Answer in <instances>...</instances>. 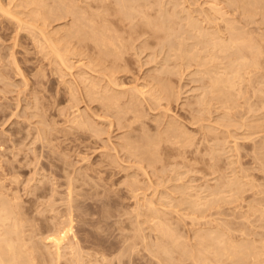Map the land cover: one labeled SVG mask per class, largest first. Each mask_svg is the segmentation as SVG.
<instances>
[{
	"label": "rangeland",
	"instance_id": "1",
	"mask_svg": "<svg viewBox=\"0 0 264 264\" xmlns=\"http://www.w3.org/2000/svg\"><path fill=\"white\" fill-rule=\"evenodd\" d=\"M0 1L6 10L19 2ZM124 1L44 0L36 9L45 25L35 12L38 21L15 16L28 24L34 17L30 29L0 12V201L19 215L24 249L35 252L25 256L36 264H157L156 222L180 221V230L170 226L182 237L207 224L193 230L184 219L197 195L206 198V220L195 214L201 207L191 208L200 222L214 218L226 225L211 229L231 226L264 244V0ZM51 38L62 62L48 49ZM212 38L228 51L215 50ZM243 40L259 52L249 57L242 48L248 59L238 62ZM219 72L237 74L228 92L210 88L213 78L224 81ZM225 184L243 186L245 199L230 201ZM223 186L215 195L226 196L209 197ZM66 220L72 232L57 257L50 241Z\"/></svg>",
	"mask_w": 264,
	"mask_h": 264
},
{
	"label": "bare ground",
	"instance_id": "2",
	"mask_svg": "<svg viewBox=\"0 0 264 264\" xmlns=\"http://www.w3.org/2000/svg\"><path fill=\"white\" fill-rule=\"evenodd\" d=\"M9 1V0H8ZM12 1H14V0H12ZM44 0H19V2L17 1V4L16 3H14V4H16L15 6H14V8L12 7V9L11 8H7V10L6 9H4V6L5 5H3V7L1 6V1H0V12H1V14H3V15H5V17L6 16H9V17H11L10 18V20H14V22H15V25H17L18 24V26H19V28H21V27H25V29H27L30 25L31 26H33L32 24H33V21H34V17H36V15H35V13L37 14V17H39L40 18V16H41V18L43 19H39L41 22H42V24H41V26L42 25H45V14L43 15V13H42V11H40V10H43V7H44V5H43V2ZM57 1V0H56ZM124 1V0H123ZM123 1L121 0V2H119L118 4L120 5L121 3H123ZM53 2H55V1H53ZM58 2H59V4H61L60 2H61V0H58ZM232 2H235V1H232ZM11 3V2H10ZM56 3V2H55ZM127 4V2H125L124 1V3L123 4ZM39 4V6H41V9L38 11L36 8H37V6L36 5H38ZM56 4H58V3H56ZM55 4V5H56ZM123 4H121V5H123ZM136 4V3H135ZM231 4H233V3H231ZM7 5H10L9 4V2H8V4ZM11 5H12V3H11ZM10 5V6H11ZM131 5V4H130ZM233 5H235V4H233ZM33 8H32V7ZM36 6V7H35ZM39 6H38V8H39ZM125 6V5H124ZM25 7H27V8H25ZM28 7H29V10H30V8H32V10L29 12V10H28V12H26L25 10V12L22 10H20V8H23V9H28ZM56 8H60V7H57V6H55ZM119 7V6H118ZM130 7V6H129ZM121 8V7H120ZM124 8H127V6H125ZM131 8V7H130ZM10 9H11V11H10ZM14 9V10H13ZM15 9H16V11H15ZM53 9H54V7H53ZM52 9V11L54 12L55 10H53ZM57 9V10H58ZM135 9V8H134ZM213 9V8H212ZM17 10H19V11H17ZM122 10H124V9H122ZM132 10V9H131ZM50 11V12H49ZM121 11V10H120ZM134 11V10H133ZM137 11V10H136ZM33 12H35V13H33ZM48 12L49 13H51V10H48L47 11V14H48ZM51 13L50 15H54V13L55 12H57V11H55L54 13ZM117 12H119V11H117ZM121 12H123V11H121ZM124 12H126L127 13V11H126V9L124 10ZM123 12V13H124ZM131 12V11H130ZM31 13H33L32 15H35L34 17H33V19L32 20H28V22L29 23H31L32 22V24H28V23H26L27 21H24L23 19V21L21 20V19H18L19 17H20V15L21 16H23V15H25L24 17H29V18H31ZM120 13V12H119ZM122 13V14H123ZM128 13H129V10H128ZM127 13V14H128ZM132 13V12H131ZM17 14H20L19 15V17H18V15ZM125 14V13H124ZM123 14V15H124ZM133 14H135V12L133 13ZM2 15V16H3ZM43 15V16H42ZM49 15V14H48ZM47 15V16H48ZM135 15H137V14H135ZM18 17V18H16V17ZM46 16V20H48V17ZM15 17V18H14ZM37 17H36V20H37ZM127 17H130V15H128V16H126V17H124V18H127ZM21 18V17H20ZM120 18V17H119ZM162 19V18H161ZM12 20V21H13ZM79 20H80V18H79ZM91 20V19H90ZM122 20V19H121ZM131 20V19H130ZM149 20V19H148ZM163 21H164V19H162ZM38 21V20H37ZM77 21V20H76ZM89 21V20H88ZM124 21V20H123ZM144 21V20H143ZM43 22H44V24H43ZM78 22V21H77ZM82 22V21H81ZM131 22V21H130ZM151 22L152 21H150V24H151ZM80 23V22H79ZM83 23V22H82ZM85 23V22H84ZM88 23V22H87ZM146 23H147V21H146ZM91 24H93L92 23V21H91ZM29 25V26H28ZM76 25V24H75ZM75 25H72V29H73V27H75ZM78 25H80V24H78ZM101 26H102V24H100ZM99 25V26H100ZM100 26V27H101ZM192 26V25H191ZM76 27H78V26H76ZM85 27V26H84ZM193 27V26H192ZM195 27H197V26H195ZM194 27V28H195ZM38 28V27H37ZM70 28V29H71ZM164 28V27H163ZM194 28H192L193 30H194ZM231 28V27H230ZM28 29H30V28H28ZM72 29L70 30V31H72ZM76 29V28H75ZM78 29V28H77ZM81 29H82V27H81ZM164 29H166V28H164ZM195 30H197V29H195ZM232 31H233V29H231ZM69 31V32H70ZM74 31V30H73ZM77 31V30H76ZM78 31H79V29H78ZM77 31V33H79ZM229 31V30H228ZM68 32V33H69ZM209 33V35L210 34H212V33H210V32H208V31H205L204 33L207 35V33ZM231 32V31H230ZM71 33V32H70ZM75 33V32H74ZM93 33H94V31H93ZM234 34H235V32H233ZM241 34V33H240ZM79 35H80V33H79ZM229 35H230V33H229ZM228 35V36H229ZM235 35H237V34H235ZM239 35V34H238ZM41 36H42V34H41ZM198 36H199V34H198ZM211 36V35H210ZM218 36V35H217ZM217 36H215V34L213 35V37H217ZM199 37H201V36H199ZM207 38H209L208 36H206ZM212 37V36H211ZM229 37H231V36H229ZM238 37H241V36H238ZM97 38V37H96ZM99 38H101L100 36H99ZM103 38V37H102ZM220 38H221V36H220ZM228 38V37H227ZM232 38H233V36H232ZM60 39V38H59ZM94 39V38H93ZM212 39H214V38H212ZM215 39H217V38H215ZM214 39V41H216V46H217V48H215L216 46H214V49L216 50V49H218L219 48V46H222L221 48H219L218 50H220V49H222V50H220V51H224V50H226L225 52H227L228 50L227 49H225V46H224V42L223 41H221V39H219V41H217V40H215ZM222 39H224V37L222 38ZM236 39H238L237 37H235L234 38V40H232V41H234L235 42V44H236V42H238V40H236ZM46 40V39H45ZM96 39H94V41H95ZM98 40V39H97ZM96 40V41H97ZM100 40V39H99ZM102 40V39H101ZM100 40V43L101 42H103V41H101ZM104 40V39H103ZM209 40H211V39H209ZM224 40H226V39H224ZM229 40V41H228ZM47 41V40H46ZM51 41L53 42V40H52V38H51ZM55 42H56V40H54ZM61 41V40H60ZM106 41H109V40H106ZM204 41V40H203ZM205 41H206V39H205ZM214 41L212 40V41H210V42H212L213 43V45H214ZM227 41L234 47V45L232 44V41H230V38L229 39H227ZM45 42V41H44ZM50 42V41H49ZM52 42H50L51 44H53V45H50L51 46V48H50V46H49V50H51L52 51V53L54 52V55H57V56H59L58 54H59V51H58V49H56V51H53V49H52V47L54 46V42L52 43ZM58 42H59V40H58ZM98 42V41H97ZM210 42H204L206 45L205 46H208V47H205V48H209V46H210V44H212V43H210ZM233 42V43H234ZM243 42H244V44H243ZM94 43H96V42H94ZM203 43V44H204ZM208 43V44H207ZM218 43H222V45L220 44V45H218ZM247 43H249V45L247 44ZM56 44V43H55ZM102 44V43H101ZM107 44V43H106ZM110 44H112L111 42H110ZM239 44H243V46L245 45L246 47H241V50H242V48L243 49H246L247 47H249V49H251L252 47H253V45H252V47H250L251 46V42L249 41V42H247L246 40H243L241 43H239ZM212 45V46H213ZM112 46H113V44H112ZM238 46H242V45H238ZM236 47V48H239V47ZM255 46V45H254ZM212 48V47H211ZM256 48V47H255ZM54 49H55V47H54ZM106 49V48H105ZM207 50V49H206ZM213 50V49H212ZM212 50H210L211 52H212ZM234 50H235V48H234ZM252 50H254V51H258L257 49H252ZM252 50H248V48H247V51H248V56L250 57V56H252V54H250V53H252L251 51ZM106 51H107V49H106ZM209 51V52H210ZM244 51H246V50H244ZM57 52V54H55ZM208 52V53H209ZM211 52H210V54H206V55H212L211 54ZM236 52H237V54H238V52H239V55H237V56H239V58L241 57V56H243V54H241V53H244L243 52V50L242 51H240V50H236ZM259 52V51H258ZM258 52H256V53H254V54H258ZM241 54V55H240ZM247 54L245 53V56H246ZM61 56V55H60ZM57 57L60 61H61V57ZM247 56V57H248ZM196 57H197V55H196ZM210 57V56H209ZM213 56H211L210 58H212ZM234 57V56H233ZM244 57V56H243ZM61 58V59H60ZM200 58H202V57H200ZM205 58H207V57H205ZM239 58H236L237 60H239ZM57 59V60H58ZM198 59V58H197ZM208 59V58H207ZM241 60H239L238 62H242V61H246L245 59H248V58H245L244 57V59L243 58H240ZM63 60V59H62ZM199 61L201 60V59H198ZM237 60H236V62H237ZM232 61L233 60H231V63H232ZM252 61V60H251ZM62 62V61H61ZM253 62H255L254 60L252 61V63ZM206 63H207V61H206ZM205 63V64H206ZM256 63V62H255ZM235 63H232V66L234 65ZM251 64V63H250ZM249 64V65H250ZM211 65H214V64H211ZM231 65V64H230ZM238 65H239V63H238ZM252 66H253V64H251ZM240 66V65H239ZM247 66H248V64H247ZM203 67H208V66H206V65H204ZM233 68V67H232ZM236 68H239V67H236ZM210 69H212V68H210ZM231 69V68H230ZM211 71H213V69L211 70ZM218 71V70H217ZM217 71H215V72H217ZM237 71H238V69H237ZM235 69H234V72H237ZM165 73V72H164ZM209 73V72H208ZM226 73V72H225ZM218 74H220V72L218 73ZM222 74V73H221ZM220 74V75H221ZM235 74V73H234ZM208 75H210V74H208ZM224 75L225 74H222L221 75V77H223V79L224 78H228L227 76L226 77H224ZM226 75H228L227 73H226ZM236 75L237 74H235V75H233V76H235L236 77ZM235 77H233V78H231V79H233L234 80V78ZM210 78H213V77H210ZM217 78V79H216ZM216 78H213L215 81V83H216V85H214L213 84V82H211L212 84L211 85H213L214 87H210V88H214L215 89V86H227L226 88L225 87H222V89L223 90H225V91H227L228 89H231V88H233L232 86H234L233 85V80H231V79H224V81L223 80H220L219 79V77H216ZM230 78V77H229ZM212 79V80H213ZM219 80V81H218ZM230 80H231V82H230ZM220 81H222L221 82V84H219L220 83ZM232 84V85H231ZM216 87V88H217ZM229 87V88H228ZM225 88V89H224ZM167 89V88H166ZM165 89V90H166ZM214 89H213V91H214ZM212 91V90H211ZM228 92V91H227ZM138 93H140V92H138ZM142 93V92H141ZM131 94H134V92L133 93H131ZM153 94V93H152ZM155 94V93H154ZM139 95V94H138ZM141 95H143V94H140V96ZM158 95H160V94H158ZM132 96H135V95H132ZM156 96V95H155ZM151 97V96H150ZM157 97V96H156ZM158 97H160V96H158ZM154 98L155 97H153V100H154ZM158 100V99H157ZM157 100H155V101H157ZM131 104V103H130ZM172 128H174V129H176L174 126H171V129H170V131H172L173 129ZM168 129V128H167ZM177 131H178V129H176ZM177 133V132H176ZM179 134V133H178ZM151 143V142H150ZM149 143V144H150ZM148 144V145H149ZM155 144V143H154ZM145 145H143V147H144ZM155 146V145H154ZM154 146H152V147H154ZM129 147V146H128ZM132 147V146H131ZM142 147V148H143ZM138 148H139V146H138ZM148 148V147H147ZM157 148V147H156ZM131 149V148H130ZM132 150V149H131ZM134 150L135 149H133L132 150V152H134ZM145 150V149H144ZM150 150H153V148L152 149H150ZM149 150V151H150ZM141 151H143V150H141ZM154 151V150H153ZM140 152V151H139ZM152 153V152H151ZM142 154V153H141ZM148 151H147V153H146V156L148 157V158H151V156H148ZM140 155V154H139ZM142 156V155H141ZM144 157V156H143ZM238 180V179H237ZM239 181V180H238ZM238 181H237V183H238ZM232 182H235V183H233L234 185H236L237 183H236V180L235 181H232ZM228 183H230L231 185H233L231 182H228ZM226 186H225V188L228 186L227 184H225ZM230 185V186H231ZM230 186H228V187H230ZM241 185H237L236 187H240ZM243 186H241L240 188H235V189H237V190H235V189H233V188H226V190L224 189V186L223 187H221L220 189H218V190H215L214 192H213V194H212V192L211 193H209L208 195H209V197L210 196H217V195H219V194H217V195H215L216 193H217V191L219 192V190L221 191V193H223V191L225 190V192H229L228 193V195L229 196H226L225 194H220L222 197L225 195L227 198H230V201H232V199L231 198H233V197H235V196H239V193L240 192H242L241 190H243V188H242ZM217 188V187H216ZM215 188V189H216ZM242 188V189H241ZM222 189H224V190H222ZM230 189V190H229ZM239 189H241L240 191H239ZM230 192L231 193H236V195L233 193V194H230ZM243 193V192H242ZM242 193H240V195L242 194ZM230 195H231V197H230ZM234 195V196H233ZM243 195V194H242ZM242 195L240 196V198L237 196V197H235V198H233V200H236V198L237 199H241V198H243L242 197ZM2 197V196H1ZM198 197H200V198H203V197H201L200 195L198 196H196L195 198H196V202L194 201V202H192V201H188V203H190V205L191 204H193V208H196L197 206H199V207H201V206H204V205H206V202H202V201H206V200H204V199H206V198H204L202 201H201V199L199 198V199H197ZM205 197H208V196H205ZM3 198V197H2ZM16 199V198H15ZM219 199H221V198H219ZM243 199H245V198H243ZM5 200V199H4ZM13 200H14V198H13ZM217 200V198L214 200V201H216ZM224 200V199H223ZM222 200V201H223ZM3 199H1V201H0V205H2L1 207H0V209L1 208H3L4 207V209L5 208H8L7 206L9 205V203H7L8 205H6V206H4L3 205V203L5 204V202L3 201ZM184 201L185 200H181V202H179L178 204H177V207H178V205L180 204L181 206H183V204H184ZM219 201H221V200H219ZM226 201V200H225ZM236 201H238L239 202V200H236ZM236 201H234V202H236ZM240 201H242V200H240ZM8 202V201H7ZM149 202H151V201H149ZM147 203L148 204V206H150L149 204L150 203ZM208 202V201H207ZM13 203V202H12ZM182 203V204H181ZM218 202H214V204L216 205ZM152 204V203H151ZM13 205H16L15 203H13ZM210 205V204H209ZM10 206V205H9ZM17 206V205H16ZM153 206V205H152ZM254 206V205H253ZM14 207V206H13ZM13 207H10L11 209L13 208ZM176 207V208H177ZM191 207V208H192ZM237 207H238V205H237ZM236 206H235V208H237ZM10 208L8 209V210H0V264H34L37 260H34L36 257H35V255H33V257L32 256H29L30 257V259L29 260H27V258H29L28 256H25V255H27V254H25V253H27V252H24V251H26V250H28V249H24L25 248V242H23V239H24V234H22V236H21V233H24V232H21L22 230H23V228H22V230L20 229L21 228V223H20V219L18 218L19 217V215H17L18 213L17 212H15V213H17V214H15V215H17V216H14V212H12V210H10ZM18 207H16V209H17ZM150 208V207H149ZM152 208V207H151ZM149 209V211L150 212H152V213H154L153 214V217H155L154 215H156V216H160V215H158V212H156V211H159V210H154V209ZM179 208V207H178ZM188 208V207H187ZM191 208H189L190 210H188V209H186V211L187 212H190L189 214H187V215H185V216H187V217H184V215H183V217H184V219L186 218V219H189L190 220V222L192 223V225H190L189 224V226H190V228H194V227H191V226H199V224L201 223L202 225H205V223H207L206 225H208V224H210V225H208V226H204L203 228H201V229H198L197 227H195L194 229H196L195 231H192L191 230V233L193 232V235L189 232L188 234L190 235H192V237H190V236H183L182 237V235L181 234H178V232H180V231H177V229H178V227H177V225L180 223V221H179V223L177 222V225L175 224L176 222H174V224H172V222L171 221H166V222H168V223H171L172 225H176V227H177V229H176V227L174 226V227H172V226H170L171 224H169V225H166L167 227L165 228L164 227V225L162 226V225H160L161 223L158 221V222H156V224L153 226L154 228L156 227V225L158 226V227H156L154 230L155 231H152V232H156V234L159 236V237H156L155 238V245H156V250L158 251V253H161L162 255H164L165 256V259H161V256L160 257H158V255H161V254H158V253H156L155 251V253L156 254H153L154 252L153 251H150V250H148L147 248H148V246L147 245H145V246H147V248H144L146 251L148 250L149 252H147L149 255L150 254H153V255H150V257L151 258H153V260H156V263L157 264H183V262H181V261H183L182 260V258L181 259H178L179 257L178 256H176V254L177 253H179L180 254V256H185V257H183L184 258V261H187L186 263L188 264V262H191V264H264V244L261 242V241H259V240H261V238H259L258 239V237H256L255 239H253L252 238V236H251V238H249L250 236H249V234H247V233H244L243 231H240V229L238 230V231H236V232H241V234L240 233H237V234H240V236H235V231L234 230H230L229 231V229H227V228H231V226H227V228H226V226H224V225H226L224 222H221L222 224H224V225H222V227L224 226L225 228H223V229H225L224 230V232L223 231H220V230H218V229H216L217 231H215V228H221V226H217V227H215V224L216 223H218L217 225H221V223L219 224V222L216 220V222L215 221H213L214 220V218H211V219H213L212 221L214 222V223H212V221H210V223H208V220H207V222L206 221H203V222H200L201 221V218H203V217H201L200 215L198 216L200 219H198L197 218V216H195V215H193V212H195V211H193V209H191ZM203 207H201L200 209H198V208H196V211H197V209L198 210H200V211H197V212H195V214L196 215H198V212H199V214H204L203 216H205V213L206 212H203V211H201V209H202ZM240 208V207H239ZM238 208V209H239ZM247 208H248V210H249V206H247ZM246 208V209H247ZM18 211V210H17ZM163 211V210H162ZM169 211V210H168ZM176 211H179V212H177L178 214H180L181 213V210L179 209V210H174L173 211V213H176ZM186 211L184 212H182L183 214L184 213H186ZM205 211V210H204ZM231 211V210H230ZM239 211V210H238ZM12 212V213H11ZM166 212H167V210H166ZM241 212V211H240ZM248 212V211H247ZM152 213H151V215H152ZM157 213V214H156ZM164 214H165V212H163ZM172 213V212H171ZM176 213V214H177ZM161 215H164V214H162V212L160 213ZM166 215V214H165ZM181 215V214H180ZM228 215V214H227ZM226 215V216H227ZM242 215H244V213H242ZM241 215V216H242ZM24 217H25V215H23ZM190 216H192V217H190ZM196 218H195V217ZM228 216H230V215H228ZM232 216V215H231ZM15 217L16 218H18L19 220L17 221V219H15ZM23 217V218H24ZM178 217H180V216H178ZM206 217H207V215L205 216V220H206ZM243 217V216H242ZM243 218H245V216L243 217ZM159 219V218H158ZM181 219V218H180ZM25 220V219H24ZM164 220V219H163ZM182 220V219H181ZM200 220V221H199ZM22 221V220H21ZM27 221V220H26ZM67 221V223H68V220H66ZM10 222V223H9ZM196 222V223H195ZM198 222H199V224H198ZM228 222V221H227ZM67 223H65V224H67ZM158 223H160V224H158ZM168 223H166V224H168ZM196 225H195V224ZM65 224L63 223V225L65 226ZM211 224H212V226H213V224H214V229L212 228H210V226H211ZM230 224H232V222L230 223ZM229 223H227V225H230ZM69 225H71V222L69 221V223H68V225H66L65 227L64 226H62V224H61V228L59 227H57L58 229H56V230H53V235L55 236L54 238L53 237H51V241H50V243L53 245V247L55 248V250H53V252L55 251V252H57L56 254H57V257H58V255H59V252H60V250H61V248H62V245H63V243H65V241L67 240V235H68V233L70 232H72V230H71V228H72V226H71V228H70V226ZM152 227V228H153ZM161 227H164V228H161ZM208 227V228H207ZM180 229H181V227H179ZM219 228V229H220ZM234 229H235V227H233ZM180 229H178V230H180ZM193 229V230H194ZM227 229V230H226ZM237 229H238V227H237ZM71 230V231H70ZM153 230V229H152ZM190 230V229H189ZM214 230V231H213ZM250 230V229H249ZM177 231V232H176ZM226 231V232H225ZM231 231H233V232H231ZM246 231V230H245ZM21 232V233H20ZM235 232V233H234ZM243 232V233H242ZM246 232H249V231H246ZM187 234V233H186ZM236 234V235H237ZM256 234V233H255ZM52 235V236H53ZM181 236V237H179V236ZM69 236V235H68ZM249 236V237H248ZM259 236V235H258ZM23 237V238H22ZM46 238H49V237H46ZM144 238V237H143ZM151 238V237H150ZM181 238H185L184 239V241L182 240V241H179V240H181ZM145 239V238H144ZM151 239H153V238H151ZM150 239V240H151ZM256 239H258L257 241H256ZM146 240V239H145ZM264 240V239H263ZM262 240V241H263ZM25 241H26V239H25ZM27 243V242H26ZM70 243H72V242H70ZM142 243V242H141ZM146 243H148V242H146ZM150 243V242H149ZM48 245V244H47ZM64 245H67V244H64ZM63 245V246H64ZM70 245V244H69ZM68 246V245H67ZM66 246V247H67ZM144 246V247H145ZM28 247H30V246H28ZM48 247V246H47ZM66 247H63V250H66V249H64V248H66ZM69 247H75V246H73V244H71V246H69ZM68 247V248H69ZM32 248V246L30 247V249ZM71 248H69V249H71ZM142 248V247H141ZM151 248V250H155V249H152V248H155V247H150ZM29 249V250H30ZM37 249V248H36ZM36 249H35V251H36ZM69 249H67V250H69ZM76 250V247L75 248H73L72 249V251H74L75 252V250ZM28 250V251H29ZM69 251H71V250H69ZM144 251V250H143ZM30 252V251H29ZM29 252H28V255H29ZM35 253L34 251H32V249H31V254H33V253ZM55 252H54V254H55ZM151 252H153V253H151ZM175 252V253H174ZM177 252V253H176ZM37 253V252H36ZM41 253V252H40ZM137 253V252H136ZM73 254V253H72ZM174 254V255H173ZM74 255H75V253H74ZM135 255V254H134ZM40 256V255H39ZM44 256V255H43ZM56 256V255H55ZM130 256V255H129ZM140 256V255H139ZM153 256V257H152ZM187 256V257H186ZM31 257L32 258H34V259H31ZM38 257V256H37ZM56 257V259H58ZM126 257H127V255H126ZM125 257V258H126ZM141 257H144V256H141ZM174 257H176V260H175V258ZM178 257V258H177ZM75 258V259H74ZM78 257L77 256H74L73 257V259H74V261L75 260H77L78 261V259H77ZM140 258V257H139ZM186 258H188V260H185ZM26 259V260H25ZM38 259V258H37ZM40 260H41V258H39ZM146 259V258H145ZM42 260H43V258H42ZM41 260V261H42ZM140 260H142V259H140ZM177 261L178 260V262H173V261ZM32 261V262H31ZM34 261V262H33ZM127 261V260H126ZM151 261V260H150ZM130 262V261H129ZM132 262V261H131ZM152 263H153V261H151ZM38 263V262H37ZM41 263V262H40ZM43 263H44V261H43ZM46 263V262H45ZM151 263V264H152ZM185 263V264H186ZM36 264V263H35ZM190 264V263H189Z\"/></svg>",
	"mask_w": 264,
	"mask_h": 264
}]
</instances>
